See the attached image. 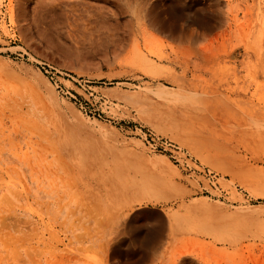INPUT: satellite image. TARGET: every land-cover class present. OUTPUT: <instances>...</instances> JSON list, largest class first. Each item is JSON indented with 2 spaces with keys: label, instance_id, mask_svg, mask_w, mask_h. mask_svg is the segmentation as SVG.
<instances>
[{
  "label": "rangeland",
  "instance_id": "374dc122",
  "mask_svg": "<svg viewBox=\"0 0 264 264\" xmlns=\"http://www.w3.org/2000/svg\"><path fill=\"white\" fill-rule=\"evenodd\" d=\"M27 1L0 0V264H104L81 230L68 239L70 231L52 220L31 250L28 163L43 142L31 130L41 128L107 141L132 164L169 172L174 186L137 208L153 210L165 234L178 194L187 202L204 198L230 214L224 222L240 224L242 234L227 251L186 231L146 264H175L183 245L211 263L264 261V0H202L207 15L229 3L235 32L194 44H110L75 22L36 30ZM29 84L44 100L42 114L36 105L29 114L18 111ZM39 115L42 121L24 127ZM122 239L126 249L143 244L128 234Z\"/></svg>",
  "mask_w": 264,
  "mask_h": 264
},
{
  "label": "bare ground",
  "instance_id": "6f19581e",
  "mask_svg": "<svg viewBox=\"0 0 264 264\" xmlns=\"http://www.w3.org/2000/svg\"><path fill=\"white\" fill-rule=\"evenodd\" d=\"M226 5L207 15L202 0H28L27 14L36 30L63 22L83 23L103 33L110 44H150L156 40L194 44L216 38V34L222 35L224 41L226 31L235 32L228 11L231 6ZM151 70L144 68L148 73ZM157 91L167 93L164 88ZM24 92L28 100L25 110L18 109L19 113L29 114L33 105L44 113V100L39 92L31 84L25 86ZM40 115L37 119H25L24 127L42 121ZM55 133L44 128L31 130L32 135L46 142L37 143L41 145L40 153L28 163L33 254L39 249V242L43 243V230L49 228L51 220L64 227V232L70 231L65 234L68 239L75 234L74 230H81V236L92 242L96 253L100 252L97 255L102 256L104 264H146L155 252L165 251L169 241L181 239L180 235L186 231L210 238L218 251L235 246L241 233L236 227L239 223L224 222V216L230 214L219 213L217 205L208 204L204 198L187 202L184 194L174 197L179 209L170 213L166 234L165 224L157 221L153 210L137 209L174 186L169 172L158 173L145 163L132 164L125 151L107 141L62 136L59 130ZM183 143L200 153L196 143L188 140ZM205 159L212 164L219 160H209L208 156ZM180 208L185 210L179 211ZM75 220L79 224H74ZM50 227L54 228L52 224ZM124 234L130 235V242H143L145 247L142 244L134 249L123 248ZM198 261L219 263H211L189 246L178 249L175 264H202ZM254 264L264 261L260 258Z\"/></svg>",
  "mask_w": 264,
  "mask_h": 264
},
{
  "label": "clouds",
  "instance_id": "9594fccd",
  "mask_svg": "<svg viewBox=\"0 0 264 264\" xmlns=\"http://www.w3.org/2000/svg\"><path fill=\"white\" fill-rule=\"evenodd\" d=\"M256 128L259 129L260 128V125H256Z\"/></svg>",
  "mask_w": 264,
  "mask_h": 264
}]
</instances>
